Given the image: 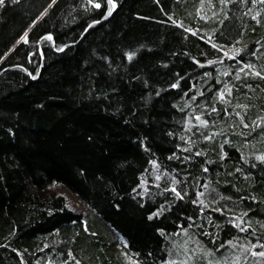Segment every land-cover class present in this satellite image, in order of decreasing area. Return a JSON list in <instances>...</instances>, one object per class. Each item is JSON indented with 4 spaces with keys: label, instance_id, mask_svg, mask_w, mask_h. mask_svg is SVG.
I'll return each instance as SVG.
<instances>
[{
    "label": "trees",
    "instance_id": "trees-1",
    "mask_svg": "<svg viewBox=\"0 0 264 264\" xmlns=\"http://www.w3.org/2000/svg\"><path fill=\"white\" fill-rule=\"evenodd\" d=\"M54 183L138 264L264 260V0H4L0 264H123Z\"/></svg>",
    "mask_w": 264,
    "mask_h": 264
},
{
    "label": "rangeland",
    "instance_id": "rangeland-1",
    "mask_svg": "<svg viewBox=\"0 0 264 264\" xmlns=\"http://www.w3.org/2000/svg\"><path fill=\"white\" fill-rule=\"evenodd\" d=\"M48 190L64 194L67 197L69 205L73 209L82 212L85 217L91 221L92 225L102 229L111 240L116 241L113 242V247L115 251L121 256L123 264H138V262L129 253H127V251L118 242V240H120L118 235L116 233H113L106 225L101 223L96 218L93 211L80 195L70 190L67 186L59 183H54L49 187ZM194 243L195 242H193L192 246L188 244L191 248L188 247L186 249L184 248L185 246L181 247V245H178V247L176 248L177 253H175L174 256L172 255V257L170 256L169 260L166 261L165 264H189L191 260L194 261L193 253L195 254L196 252L197 256L200 255L201 257H203V262L201 261L203 264H237L238 262L239 256H237L236 254V249H233L232 251L223 255L212 256L210 253L205 252L197 243ZM179 247L181 248V250L178 249ZM262 261H264L263 258H258L255 264H260Z\"/></svg>",
    "mask_w": 264,
    "mask_h": 264
},
{
    "label": "snow or ice",
    "instance_id": "snow-or-ice-1",
    "mask_svg": "<svg viewBox=\"0 0 264 264\" xmlns=\"http://www.w3.org/2000/svg\"><path fill=\"white\" fill-rule=\"evenodd\" d=\"M3 3H4V0H0V4H3ZM260 255L264 256V252H261Z\"/></svg>",
    "mask_w": 264,
    "mask_h": 264
}]
</instances>
